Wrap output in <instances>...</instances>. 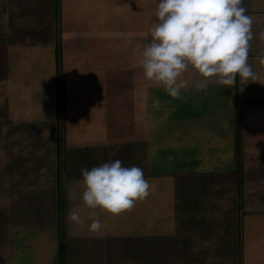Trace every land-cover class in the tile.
I'll return each mask as SVG.
<instances>
[{
	"label": "crops",
	"instance_id": "obj_1",
	"mask_svg": "<svg viewBox=\"0 0 264 264\" xmlns=\"http://www.w3.org/2000/svg\"><path fill=\"white\" fill-rule=\"evenodd\" d=\"M158 3L0 0L2 127L14 132L0 159L14 196L3 205L7 241L0 218V264H132L140 254L160 264L185 251L190 264H264V0L242 5L258 82L237 75L231 88L198 91L190 67L185 99L146 80L134 56L152 40ZM116 159L143 169L150 194L100 215L99 237L73 231L81 169ZM37 194L48 222L16 219L19 196Z\"/></svg>",
	"mask_w": 264,
	"mask_h": 264
},
{
	"label": "clouds",
	"instance_id": "obj_2",
	"mask_svg": "<svg viewBox=\"0 0 264 264\" xmlns=\"http://www.w3.org/2000/svg\"><path fill=\"white\" fill-rule=\"evenodd\" d=\"M242 5L243 0H159L152 40L134 50L144 78L173 99H185L181 89L190 67L200 77L198 91L213 82L231 88L237 75L242 84L258 82L248 63L253 19ZM259 40L264 42V28ZM81 175L79 203L69 210L67 222L91 237L103 234L100 215L119 216L150 194L143 169L124 167L119 159L82 168ZM82 213L89 214L87 220Z\"/></svg>",
	"mask_w": 264,
	"mask_h": 264
},
{
	"label": "rangeland",
	"instance_id": "obj_3",
	"mask_svg": "<svg viewBox=\"0 0 264 264\" xmlns=\"http://www.w3.org/2000/svg\"><path fill=\"white\" fill-rule=\"evenodd\" d=\"M0 12H2L1 9H0ZM20 14H21V12L19 13V15ZM27 26H29V25H26V27ZM27 28H29V27H27ZM1 109H2V107H0V159L2 160L1 161V167H2L3 166V159L6 158V153H3L4 149L2 147V144L8 138L13 139L14 138V132L8 131V133H7V132L3 131L2 123H3L4 119H2L3 112ZM0 171H1L0 172V191L3 194V195L2 194L0 195V218L2 217V219H5V222H6V234H5L6 238H5V241H7L8 232H9V223H11L13 220H12V217L7 214L8 210L3 209V205L4 204L6 205L8 203V201L12 200V198L14 196L4 194V191H6L7 189H6V187L3 186L4 185L3 179H4V177H5V179H7L6 178L7 173H6V171H3V169H1ZM20 181L22 182L24 180H18V182H20ZM48 197L49 196H46L45 197L46 200H44V201H47ZM3 198H4V202H2ZM41 199H42V197H40V195H38V194L37 195L19 196V199L17 200V212L16 213H20V214L16 215V219L18 218V219H20V221L22 220V222H24V221H28L27 219L30 218V219H34V220H30V221H35L38 223H47L48 220L50 219V215L52 212L48 208V205L45 204V202H43L41 205V201H40ZM132 244L138 245L139 242L134 241V242H132ZM135 253L136 252H133L134 255H135ZM139 253H137L136 255H138ZM187 255H188V251H185L183 253V259L173 260V261L167 259V260L162 261L160 264H190V262H192V261L186 258ZM138 258H139L138 260H133L132 264L133 263L134 264H142V261L140 259L141 254L138 255ZM154 261H155L154 264H157V262L159 263V260L158 261L154 260Z\"/></svg>",
	"mask_w": 264,
	"mask_h": 264
},
{
	"label": "trees",
	"instance_id": "obj_4",
	"mask_svg": "<svg viewBox=\"0 0 264 264\" xmlns=\"http://www.w3.org/2000/svg\"><path fill=\"white\" fill-rule=\"evenodd\" d=\"M65 248V243H64V240L62 238V241H61V244H60V250L63 251Z\"/></svg>",
	"mask_w": 264,
	"mask_h": 264
}]
</instances>
